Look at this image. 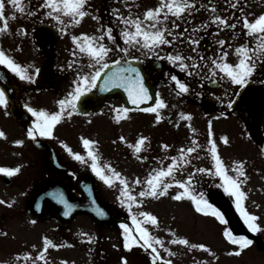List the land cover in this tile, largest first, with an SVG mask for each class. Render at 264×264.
<instances>
[{
  "label": "flooded vegetation",
  "instance_id": "flooded-vegetation-1",
  "mask_svg": "<svg viewBox=\"0 0 264 264\" xmlns=\"http://www.w3.org/2000/svg\"><path fill=\"white\" fill-rule=\"evenodd\" d=\"M42 2L43 0H24L25 4L30 5L28 10L36 13L28 15L27 11L24 14L19 13L5 0V15L0 17V27L3 26L5 18L9 20L8 31L0 33V48L16 62L27 67L28 73L33 77L31 82L22 80L6 66L0 65V88L4 89L8 99L6 107L0 105V131L4 133V136H0V168L20 169L12 176L0 172V201H2L0 202V261L5 264H32V260L42 251L44 238L47 237L58 247L50 245L46 260H36V264H65V262L67 264H152L150 249L145 250L139 245H133L131 249L124 247V229L121 225L126 224L131 229H134L135 225L127 204H116L111 198V194L118 193L123 186L105 183L92 170L90 159L88 163H81L72 155V153H80L88 159L83 139L94 140L97 142L94 149L99 152L101 165L110 164L123 176V170L118 167L123 158L141 162L144 146L140 153H136L129 145L135 144L139 137L135 140H121L123 136L119 134L125 135L124 130L128 132L144 130L146 113H152L145 112L142 108L129 107L119 94L109 95L101 108L94 109L97 102L91 95L92 105L79 109L77 101V110L73 111L71 117L65 114L53 128L52 136L36 135L33 138L28 136V131L36 120L29 108L48 112L49 106H53L55 112L59 111L58 101L67 98L74 90L78 73L83 75L93 71L88 67L89 58L78 53L72 36H79L82 33L100 35L101 26L112 27V34L116 37L115 43L109 41L107 37L104 40V43L112 48V52L107 57L111 64V61L120 59L123 55L115 44L125 46L120 35L124 26L112 10L119 9L124 15H128L131 11L133 15L142 17V14L148 8L155 7L159 0H89L90 14L80 24L68 25L66 32H61L60 25L44 15L47 9L40 8ZM201 3L207 7L200 8ZM211 3L217 7L216 15L227 17L229 23H236L237 27L218 28L217 25L212 24L210 12L207 10L211 6L209 0H197L196 7L199 11H193L191 15L185 14V19L171 18L176 19V23L179 24V28L173 31L185 32V37L181 38L183 42L176 41L173 45L161 46L157 49L158 56L149 60L144 55V49L139 46L130 47L127 59L149 71L158 84L168 75L180 76L178 67L163 58L165 53L180 52L185 56H196L197 53H201L207 58L217 57L222 50L229 51L234 45L254 46L255 37L248 36L246 30L241 28L242 23L238 22L243 16L251 19L253 13L249 5L253 4V1L239 0L235 8L226 6V0H211ZM126 5H130L131 8ZM13 16L14 19L11 18ZM94 16H99L100 19H93ZM205 22H208L206 29L193 32L194 28ZM222 33L229 37L232 35L233 38L226 40L222 38ZM187 36L200 39L196 52H193L194 46L188 42ZM221 39L226 41L222 50L216 43ZM74 52L77 54L74 55ZM236 62L238 59L234 61ZM201 72H203L201 83L205 85L207 82L208 87H203V91L197 93L189 92L188 104L201 107L207 121V129L215 128L213 124L219 123L221 141L224 143V137L228 139V143L225 144V158L234 164L243 162L246 172L243 189L247 193L244 204L249 213L258 217L257 223L261 225V231L251 232L236 208L234 197L224 191L220 186L222 179L215 175L205 174L196 194H203L211 204L219 208L228 223L226 225L221 223L210 213H200L202 218L212 219V225L216 229L215 236L223 241V247L220 249L223 256H217V264H264V203L259 204V195L264 196V64L257 68L249 83L243 87L233 83L228 87L230 80L221 79L222 74L213 77L217 82L210 86L211 80L204 78L205 75H209L208 68H203ZM186 74L183 73L184 76ZM186 78L192 79L193 76L187 74ZM221 89L224 91L219 92ZM96 91L97 87L90 92ZM158 94V98L163 100L162 94ZM176 95L177 93H171L173 96L170 99L171 109H160V115L165 116V122L161 120L157 122L159 129L163 123H167L170 128L173 127L172 131L168 130L165 134L169 141L164 144L170 146V151L159 148L160 154L161 152L169 154V157L177 154L175 144L178 141L183 142L178 140L177 124L188 126L189 120L186 116L193 115L192 109L180 108V99L177 97L184 94ZM230 102L231 107H229ZM91 106L93 109H89ZM121 107H126L129 111L126 114L121 113L123 118L117 119L116 109ZM221 121L228 123V127L221 126ZM100 126L108 130L104 141L97 140L95 135L94 138H82V135L92 133L93 129L95 131ZM211 134V131L207 133L210 136ZM18 140L23 143L17 144ZM64 145H67L72 153ZM206 155L202 157L207 163ZM157 160L161 163V155ZM165 162L170 163L171 160ZM49 187H52V191L46 192ZM255 188L258 196L254 193ZM40 189L43 190L42 195L63 194L64 199L68 198L74 203L73 206L77 203H80L79 206L89 203L87 196H90L93 202L88 208L96 214V217L76 211L77 207H74L75 213L71 219L65 213L62 219H57L47 206L43 217L33 219L28 212L27 200ZM97 197L105 207L97 202ZM254 204L257 206L255 207ZM192 207L196 210L194 203ZM44 208V205L40 206L41 212ZM79 208L82 209V206ZM100 210L103 211V215L100 214ZM227 212L232 214L233 220L228 217ZM46 214L48 217L44 218ZM81 219L86 220L87 225L82 226ZM226 227L231 228L235 235L248 236L253 243L240 251L239 255L234 254L238 246L231 244L223 235ZM89 236L92 237L91 241L88 240ZM250 250L253 256H245L250 254ZM26 253L31 254L30 259L24 258ZM188 257L192 259L193 256ZM178 263V260L173 261V264Z\"/></svg>",
  "mask_w": 264,
  "mask_h": 264
},
{
  "label": "snow or ice",
  "instance_id": "snow-or-ice-1",
  "mask_svg": "<svg viewBox=\"0 0 264 264\" xmlns=\"http://www.w3.org/2000/svg\"><path fill=\"white\" fill-rule=\"evenodd\" d=\"M13 8L18 10L19 13L24 14L27 11L28 15H35V12L28 10L30 5L24 3V0H7ZM207 10L210 12V21L212 24L218 26V28H231L235 29L237 27L236 23H229L227 17L216 15L217 7L215 4L211 3ZM239 0L236 3H232L230 6L235 8ZM197 0H159L155 7L148 8L143 14L133 15L129 11L128 15H124L119 9H113V14L117 17L120 23L124 26L120 35L124 41L125 46L121 47L119 44H115V47L123 53L120 59L113 60L111 63L115 65V70L105 73L103 76V90H108L112 87L124 88L128 94V97L133 105H140L146 100H151L152 95L149 93V89L145 84L144 76L140 73V69L134 66L128 59L129 48L139 46L144 49V55L158 56L157 49H160L164 45H173L174 42H183L181 38L185 37V32L181 31L179 33L173 31L179 28V24L176 23V19H185V14L191 15L193 11H199L196 7ZM89 0H43L40 4V8L47 9L44 15L48 18L54 19L58 25H60V31L66 32L68 25H78L81 21L88 16L90 13L88 11ZM126 7L131 8L130 5ZM207 6L203 3L200 4V8H206ZM5 0H0V17H4ZM243 9H241V12ZM12 19L15 16L11 17ZM67 18V23H66ZM176 18V19H171ZM93 19L99 20V16H94ZM171 20V27H169V21ZM242 23L243 29L246 30V34L250 37H255L254 46H249L248 44H241L234 49L236 55L238 56V62L231 63L227 61L229 53L223 51V46L226 41L221 39L217 40L216 43L221 46V54L217 57H207L201 53H197L196 56H185L180 52L165 53L163 58L170 61L172 64L176 65L181 71L186 72L189 76H200L203 68H208L209 75H205V79L211 80L212 82H217L213 80L218 74L221 79L227 78L231 83L239 85L241 87L247 85L253 73L257 68L264 64V14H260L257 17L249 18L248 16H243L240 21ZM208 27V22H205L193 29L196 32L200 29H206ZM9 29V20L5 18L3 20V26L0 27V33L6 32ZM100 35H90L87 33H82L79 36H72L75 42L78 53L89 58L88 67L93 69L92 72L86 74H79L78 79L75 81L74 90L69 93V96L65 99L58 101L59 111L47 112L43 109L37 110L34 108H29V111L36 117L33 127L29 129L28 136L35 138L36 135L39 136H52L53 128L58 124L65 116L71 117L73 111H76V102L80 99L82 95L90 92L93 88L97 87V80L101 79V74L104 73L105 69L109 68V62L107 57L112 48H110L106 43H104L105 37L109 41L115 43L116 37L112 34V27L101 26ZM171 37V38H169ZM188 42L194 46L193 52H196V48L200 44V39L194 38L193 36H187ZM231 47V45H229ZM74 55L77 53L74 52ZM159 58V57H158ZM132 59H139V57H132ZM123 61V64H122ZM0 65L6 66L13 73L18 75L22 80L32 81L33 77L28 73L27 67L16 62L13 57L5 53V51L0 48ZM71 67V65H69ZM39 69H37V72ZM170 79L175 81L178 88L177 95L188 92L189 86L187 83L178 79L176 75H171ZM8 99L5 95L3 88H0V105L7 106ZM167 105L162 99H157L155 106L146 107L142 109L145 112L156 113V121L159 122L162 119L160 115V109L165 108ZM27 107V105L25 106ZM231 107V102L229 103ZM70 109V110H69ZM129 111L126 107H121L116 109L117 119L123 118L121 113L126 114ZM183 116V114H182ZM190 119V116L186 117ZM195 133V129H192ZM0 136H4V133L0 131ZM121 140L124 138L121 137ZM147 137L141 136L139 140L132 145H129L134 149L136 153L142 151ZM224 143H228L227 137H224ZM17 144H22L23 141H16ZM96 141L91 139H83L84 147L87 149V158L80 153H72V150L64 145L67 150L72 153L74 158L81 163H88L91 161V168L105 183L112 185L114 181L118 180L123 186L121 189V196L127 207L131 211L133 204L139 207L143 203V199L139 198H158L165 196L168 193L169 188L173 185H177L181 191H178L173 197L176 200H182L185 197L190 199L196 207L198 212L211 214L217 217L221 223L227 224L228 221L225 219L224 214L219 208L211 204L203 194L197 195L193 188V183L196 182L195 173H205L208 175H215L222 179L221 187L224 191L234 197L236 208L239 210L240 215L243 217L247 227L251 232L261 231V225L257 223L258 217L247 211L244 201L247 198V193L243 189V184L246 180V172L244 171L243 162H236L232 169L227 167L222 160L216 142L214 140L209 141L208 152L211 154V158L214 162V169L212 168H196L193 173H189L186 179H177L176 173L178 171H183L186 166L192 163V154L196 153L201 145L193 139L190 146L181 147L176 156L165 157V159H170L171 162L166 167H158L149 173L148 178L145 181H141L139 178L132 182V186L143 184L142 189L136 194H132V186L129 185L128 180L117 172L110 164L101 165L100 155L98 150L94 149ZM170 146L167 144L163 145V148L168 149ZM200 157L197 155L196 159ZM147 159V157H143ZM163 161H161V164ZM19 168H0V172L5 173L8 176H12L17 173ZM230 171H234V174H230ZM57 198L61 203L65 204L68 209L65 215L70 214L73 205L68 203L63 194H59ZM2 202V201H0ZM100 214L103 215V211L100 210ZM139 217L137 215L132 216L134 229L129 228L128 225L122 224L121 227L124 229V247L131 249L133 245H139L145 250H151V261L152 264H157V261L164 260V264H173L171 259H164L160 252L158 251L157 245L160 248H164V242L159 237L153 236L149 230V227L145 225L158 226V220L155 215L149 212H140ZM138 234V235H137ZM223 235L227 240L238 246V250L234 254L239 255L240 251L249 247L253 241L249 239L246 235H235L231 228H225ZM175 237V233H173ZM91 241L92 237H88ZM172 244L189 245V240L186 238H174L171 240ZM58 247V245L53 244L51 240L47 237L44 238L43 249L38 253L36 259L32 260V264H36V260L45 261L46 254L49 246ZM191 248L204 249L210 251L204 244H191ZM169 251V255H175L170 249H165ZM20 257L18 256L17 259ZM25 259H30L31 254H24ZM0 264H5V262L0 261ZM67 264V262H65Z\"/></svg>",
  "mask_w": 264,
  "mask_h": 264
},
{
  "label": "rangeland",
  "instance_id": "rangeland-1",
  "mask_svg": "<svg viewBox=\"0 0 264 264\" xmlns=\"http://www.w3.org/2000/svg\"><path fill=\"white\" fill-rule=\"evenodd\" d=\"M253 4L250 3L249 6H251V13H253V17H257L260 14H264V0H252ZM236 0H226V3L229 8H233L230 5L232 3H235ZM243 28V25L241 26ZM238 31V28L236 29ZM234 32V31H232ZM222 38L226 40H230L233 38L229 37L227 34L222 33ZM234 43H232V46ZM250 45V44H249ZM238 46V45H237ZM234 45L231 50L227 51L229 53L227 60L231 63H234L236 59H238V56L236 55L234 49L237 47ZM148 58H155V56L152 55H146ZM176 66V65H175ZM178 72L180 73L179 79L183 82L187 83L189 86V89L191 87V90H189L186 93H183V96L177 97L180 102V108L186 109V110H193V115L190 116L189 125L188 126H182L180 124L178 125V140H182L183 142L178 141L175 146H177V154L181 147L190 146V143L193 139L197 141L199 145H201V148L197 150L196 153L192 154V163L189 166H186L183 171H178L176 173L177 179H186L189 173H193L194 169L196 168H212L214 169V162L211 158V154L208 152L209 147V141L214 140L216 142L219 154L224 161L225 165L229 167L230 169L233 168L234 163L232 161H229V159L225 158L224 152L226 150V145L221 141L222 133L218 131L219 123L213 124L214 127H210L207 129V121L204 118V113L202 112L201 107L196 106H190L188 104V93H197L199 91H203V87L207 88L208 84L207 82L205 85L201 83V76L203 72H201L200 76L193 75V78H186L187 74L184 76V71H180L178 68ZM170 76H166L162 81H160L157 84L158 93L162 94L163 101L167 105L166 109H171L170 103L173 98L171 96V93H177L178 88L176 86V83L171 82ZM232 83L229 82L228 87H231ZM225 89V88H224ZM224 89H221L219 92L224 91ZM177 96V95H176ZM185 104V105H184ZM163 108V109H165ZM48 112H55V108L53 106H49ZM156 113H146L145 119V129L144 130H138V132H128L127 130H124V134H119V136H123V140H135L136 137H147V141L145 142L142 156L147 157V159L141 160V162H138L137 160H133L131 158H123V161L121 165L118 167L123 170V177H125L129 185L132 186V182L139 178L141 181H145L148 178L149 173L152 172L153 169L158 167H166L169 163L165 162L169 159H165V157H169V154H163L159 148H163L164 143L169 141L166 138V131H172L173 127H168L167 123H163L161 128H158L156 117ZM183 114V113H182ZM184 115V114H183ZM188 117V116H186ZM185 118V117H184ZM165 116L162 115L161 122H165ZM156 122V124H155ZM221 126L228 127V123H224L221 121ZM192 129H195V133H193ZM115 130V129H114ZM119 130H122L119 128ZM107 129L105 127H98L93 132H89L87 134L82 135V138L85 137H91L95 138L99 141H104L107 135ZM211 131L212 134L207 135V133ZM114 132V131H113ZM117 132V131H116ZM119 133V131H118ZM162 135V137L160 136ZM173 135V133H172ZM88 139V138H87ZM187 141V142H184ZM207 148V149H206ZM170 151V148L167 149V152ZM207 152V155H206ZM176 154V155H177ZM161 155L163 163L161 164L157 159ZM199 156V159H196V156ZM207 156V163L203 159L202 156ZM226 155V152H225ZM230 174H234V171H230ZM196 176V182L193 184L195 185L193 188L196 191L198 190L202 180L204 179L205 173H195ZM259 183V182H255ZM114 184H120L118 181H114ZM114 187V186H113ZM143 187V184L141 185H134L132 186V194L136 195ZM178 191H181V189L177 185H173V187L169 188L167 195L161 196L158 198H139L143 199V203L137 207L136 204H133V207L130 211V216L132 219L133 215H137V218L139 217L140 212H149L152 215H155L158 220V226L154 225H145L149 227V230L153 236L159 237L164 242V248H160L157 245L158 251L160 252V255L164 259H171L172 261L178 260V264H188L190 262L194 263H202V264H217V256H223L220 252V249L223 247V241L217 239L215 236V227L212 225V219L202 218L201 213L197 210L191 208V205H193V202L185 197L182 200H176L173 197L176 195ZM261 192V191H260ZM254 193L256 196H258L256 188L254 189ZM112 200L116 204H126L121 196V191L118 193L113 192L111 194ZM264 203V196L263 194L259 195V204ZM255 207L257 206L254 204ZM80 223L82 226L87 225V221L84 219L80 220ZM52 225V223H50ZM173 233H175V237L173 236ZM174 238H186L189 240V245H181V244H172L171 240ZM191 244H204L210 251H206L204 249L199 248H191ZM165 249H170L172 253H175V255H169V251H166ZM188 256H193L192 259ZM228 256V255H227ZM245 256H253L252 250H250V254ZM164 261V260H163Z\"/></svg>",
  "mask_w": 264,
  "mask_h": 264
},
{
  "label": "water",
  "instance_id": "water-1",
  "mask_svg": "<svg viewBox=\"0 0 264 264\" xmlns=\"http://www.w3.org/2000/svg\"><path fill=\"white\" fill-rule=\"evenodd\" d=\"M134 66L138 67L133 61H130ZM122 64H123V61H122ZM115 65L113 64H109V68L108 69H105L104 70V73L101 74V79L98 80V87H97V92L96 93H93L92 96L94 98V101H96L98 103L97 106H94L96 108H99L101 107V105L104 103L105 99L109 96V95H114L116 93H119L125 103H128L133 107L135 108H146V107H153L155 105V102L157 100V90H156V87H155V84H154V81L151 79L149 73L145 72L144 69L142 67H138L140 69V73L144 76V81H145V84L146 86L148 87L149 89V93L152 95V99L151 100H146L144 101L142 104L140 105H133L128 97V94L126 92V90L124 88H121V87H112V88H109L108 90H103L102 88V85H103V76L105 73H108L110 71H113L115 70ZM89 93L85 94V95H82L78 101V105L81 109H84V108H88L90 107V105H92L93 103V100L91 99L92 97L90 95H88ZM89 109H93L92 106L91 108ZM42 191L43 190H36L30 197H29V213L35 217V218H39V217H43L44 215V212H45V209H47V206L50 207V210H52L53 212V215L55 217H60L59 214H60V209H59V199L56 197V196H53V195H42ZM45 191V190H44ZM52 191V187L49 189H46V192H50ZM68 203H69V200L67 199L66 200ZM97 202L104 206L105 205L98 199L97 197ZM71 204V203H70ZM80 203H77L75 206L80 209L79 207L82 206V210L83 212H86L88 213L89 215L91 216H95L96 217V214L92 212V210L90 208H88V205L86 207H84L83 205H80ZM90 204V203H89ZM44 205L45 208L43 209V212L41 213V210H40V206ZM74 205V203H73ZM35 206V208H34ZM74 208L71 209V212H70V217H72V215L74 214ZM228 214V217L232 219V214L230 212H227ZM263 248V247H262ZM157 264H164L162 262H158Z\"/></svg>",
  "mask_w": 264,
  "mask_h": 264
}]
</instances>
